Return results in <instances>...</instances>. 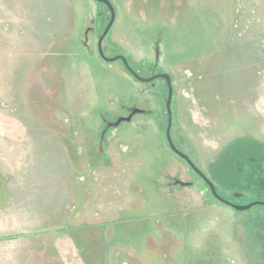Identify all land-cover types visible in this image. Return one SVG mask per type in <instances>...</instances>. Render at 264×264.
<instances>
[{"label": "rangeland", "instance_id": "rangeland-1", "mask_svg": "<svg viewBox=\"0 0 264 264\" xmlns=\"http://www.w3.org/2000/svg\"><path fill=\"white\" fill-rule=\"evenodd\" d=\"M108 1L116 23L129 33L111 26L102 42L105 57L124 56L143 79L164 66L176 70L173 56L194 37L174 33L177 19L166 16L165 3L152 8L150 0L144 6ZM218 7L232 10L240 42L264 53V0H219ZM110 17L95 0H0V264L49 262L41 247L48 250L52 243L64 264H120L124 253L110 263L105 257L113 241L92 240L101 227L63 230L56 234L60 242L50 238L43 244L39 226L56 206V195L44 201L36 182L40 177L54 182L73 170L99 177L122 173L123 192L114 205L121 211L89 213L94 223L112 220L116 243L132 247L137 257L123 264H264V206L236 211L220 204L202 180L183 172L184 162L169 149L166 83H142L120 61L99 58L97 42ZM189 26L193 23L187 22L186 32ZM257 68L250 73L257 74L264 95V65ZM178 85H172L171 100L175 147L222 199L236 206L264 203V149L248 137L264 139V96L184 100ZM132 110L140 112L116 124ZM231 134L235 140L212 163L223 137ZM173 177L193 185L169 187Z\"/></svg>", "mask_w": 264, "mask_h": 264}, {"label": "crops", "instance_id": "crops-1", "mask_svg": "<svg viewBox=\"0 0 264 264\" xmlns=\"http://www.w3.org/2000/svg\"><path fill=\"white\" fill-rule=\"evenodd\" d=\"M136 1L142 6H144L142 2H148L147 0ZM228 1L229 0H225L226 3ZM150 2L151 4H155L152 8L157 4L160 6V4L165 3L166 7H164V9L166 11V16L172 18L170 16L172 14L173 18L177 19L175 27L176 32L174 33L182 35L183 38L185 35H188V33L194 37L193 43L184 42L180 47L177 46L178 51L180 52L176 54V58L173 56L177 61L174 63L177 66L176 70L171 72L170 68L166 69L164 66L160 71L161 73L169 75L172 85L175 81L178 82L180 88L179 91L181 92L179 97L181 99H205L209 97L232 99L235 97L240 100H248L259 99L264 96L258 91L259 81L255 76L257 74L250 73L251 71H254V68L257 70V67L264 65V53L254 52L253 50H250L249 45L247 46V44L240 42L239 38L241 36L234 32L232 10H219V0H150ZM116 20L117 18L115 14L112 27L116 24V29L119 26L121 33H129L126 31V27L121 29L125 24L120 22L116 23ZM187 22L193 23V26H189L192 27V30L186 32L185 27ZM113 42L115 47L118 48L115 40ZM156 59L157 56L155 57L154 55V58L152 59L154 65ZM239 76L241 77V80H238ZM180 83L184 85L180 86ZM225 83L232 84L228 86L225 85ZM231 85L233 87H231ZM220 87L224 88V90L222 91ZM224 92H227L226 96H223V94H225ZM253 104L254 102L251 103V106H253ZM232 136L233 135L231 134L227 137H223L225 139H223L219 149L224 145H231L232 143H230V141L235 138ZM248 137H250L253 142L258 143L257 141L259 138L253 136ZM68 147H70L69 151L71 153L70 155H72L71 160L72 163H74L76 161L74 158V149L70 144ZM120 149L121 148L118 149L119 156L122 151ZM40 178L36 182L39 185L38 195H40L41 198L46 195V198H43L44 201H48L47 198L50 199L52 194L55 193L56 195V200L52 197L56 206L53 210L50 209L51 213L45 214V221H42L39 226L43 228L40 234L45 235L43 237L44 242L42 241L43 244L50 238L57 243L60 242L59 240L61 239L60 237H57V232L63 230L70 232L76 231V229L78 230L84 226H96L98 228L101 227L102 229L97 230L100 234L95 236V239L92 240L96 241L98 244H111L110 242L113 241L105 256L109 263L111 262L110 260H112V256L115 254L120 258L119 255L124 253L123 258H120V264H123V260H126V258L132 260L137 257L129 251L132 250L130 245L116 243L117 235L115 232L117 230L115 229L114 231L113 225L111 226L112 220H108L110 224L94 223L90 221L91 214L89 212L91 209H96L98 212L103 211L107 216L113 215L112 213L114 210L115 212L117 210L121 211L120 207L118 208L114 206L116 203V195L121 196L123 192L121 186L123 177L120 171H112L109 172L108 176L102 174L99 177L97 173L89 170H73L65 172V174H60L55 178L54 182L42 181ZM107 181L108 187H105ZM101 183L104 187H102L103 190H101L100 193H98V191L92 194L89 193L93 186L98 188ZM90 195L93 196L92 201ZM102 202L108 203L100 205ZM41 209L42 207L40 210ZM42 210L45 212L44 209ZM103 220L107 221L106 219ZM113 223L116 226V220L113 221ZM108 229H111L112 232H114L110 238L106 235ZM70 237L73 239L75 238L73 235ZM52 244L54 245V243ZM53 245L47 248L48 250H46V247L44 246L41 247V250L44 252L42 259H50L49 262L44 261L45 263L43 264H64L62 261L64 257L58 255Z\"/></svg>", "mask_w": 264, "mask_h": 264}, {"label": "water", "instance_id": "water-1", "mask_svg": "<svg viewBox=\"0 0 264 264\" xmlns=\"http://www.w3.org/2000/svg\"><path fill=\"white\" fill-rule=\"evenodd\" d=\"M96 2L98 3H101L103 4L110 12V20L108 22V24L106 25L103 33L100 35L99 39H98V42H97V52H98V55L100 57V59L106 63H112V62H115V61H120L124 68L137 80V81H140V82H143V83H147V82H150V81H153L155 79H162L166 82V85H167V90H168V94H167V99H166V103H165V108H166V112H167V127H166V140H167V143H168V146L170 148V150L176 155L178 156L179 158L183 159L184 161H186V163L190 166V168L203 180V182L208 186L209 190H210V193L211 195L213 196L214 199H216L217 201L225 204V205H228L229 207H231L232 209L236 210V211H245V210H248L250 209L251 207L253 206H256V205H260V206H264V203H261V202H252L246 206H236V205H233L229 202H227L226 200L222 199L215 191L214 189V186L213 184L209 181V179H207L203 174L202 172H200L195 166L194 164L191 162V160L189 159V157L187 155H185L184 153H182L181 151H179L175 145L173 144L172 140H171V137H170V129H171V124H172V113H171V100H172V84H171V80H170V77L169 75L167 74H159V75H154L150 78H147V79H143L141 78L140 76H138L129 66L128 62H127V59L124 57V56H115L113 58H107L105 57V55L103 54V50H102V42L103 40L105 39V37L107 36L113 22H114V18H115V13H114V9H113V6L112 4L108 1V0H95ZM140 111L138 110H132L130 115L126 118H121L117 121L116 124H119L121 121H125V122H128L130 121L131 117L136 114V113H139ZM174 184L175 185H180L182 187L184 186H188L190 185L189 183H184V182H181V181H174Z\"/></svg>", "mask_w": 264, "mask_h": 264}, {"label": "flooded vegetation", "instance_id": "flooded-vegetation-1", "mask_svg": "<svg viewBox=\"0 0 264 264\" xmlns=\"http://www.w3.org/2000/svg\"><path fill=\"white\" fill-rule=\"evenodd\" d=\"M99 56V55H98ZM100 58V57H99ZM159 74H164V73H159ZM159 74H153L152 76H154V75H159ZM151 76V77H152ZM150 78V77H149ZM156 80V79H155ZM162 80V79H161ZM154 81V80H153ZM153 81H150V82H147V84L148 85H152V83H153ZM164 81V80H163ZM165 82V81H164ZM143 83V82H142ZM166 83V82H165ZM166 87H167V85H166ZM168 91V90H167ZM167 141V140H166ZM258 143H260V144H262L261 146H262V148L264 149V139H262V140H258L257 141ZM168 144V143H167ZM230 146V144H228V145H224L223 147H221L219 150H217L216 151V153L214 154V156L216 155L217 157L218 156H220V154L222 153V152H225L226 151V149L228 148ZM169 147V146H168ZM170 149V148H169ZM215 156V157H216ZM189 157V156H188ZM217 157L216 158H214L213 159V161H212V163H214L215 162V160L217 159ZM181 159V158H180ZM189 159L191 160V158L189 157ZM261 159H262V157H261ZM181 161L182 162H184V165H182L181 164V166H182V170H183V172L185 173V174H189V172H191V173H193L194 175H196L200 180H202L191 168H190V166L186 163V161H184L183 159H181ZM259 162H261V160H260V158H259V160H258ZM198 169V168H197ZM200 172H202L201 170H199ZM202 174L205 176V174L202 172ZM206 177V176H205ZM207 178V177H206ZM172 179V182H170L169 184H167L169 187H172V186H180V185H175L174 184V181H176L177 179L175 178V177H173V178H171ZM208 179V178H207ZM210 181V180H209ZM202 182H203V180H202ZM211 182V181H210ZM185 183V182H184ZM204 183V182H203ZM212 183V182H211ZM189 184L190 185H188V186H184V187H190L191 185H193V182H189ZM205 184V183H204ZM213 184V183H212ZM205 186L208 188V186L205 184ZM214 186V185H213ZM180 187H182V186H180ZM184 187H182V188H184ZM214 189H215V187H214ZM208 190H209V188H208ZM215 191H216V189H215ZM209 192H210V190H209ZM217 193V192H216ZM211 194V193H210ZM212 196V195H211ZM213 197V196H212ZM216 200V199H215ZM217 201V200H216ZM217 202H219V201H217ZM228 202V201H227ZM220 204H222V205H224V206H226V207H229L228 205H225V204H223V203H221V202H219ZM232 204V203H231ZM231 208V207H230Z\"/></svg>", "mask_w": 264, "mask_h": 264}]
</instances>
